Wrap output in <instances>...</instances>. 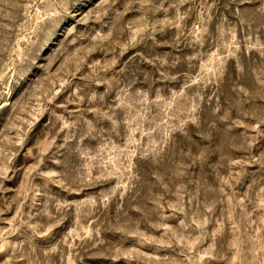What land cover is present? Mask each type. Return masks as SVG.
<instances>
[{
  "label": "rangeland",
  "instance_id": "rangeland-1",
  "mask_svg": "<svg viewBox=\"0 0 264 264\" xmlns=\"http://www.w3.org/2000/svg\"><path fill=\"white\" fill-rule=\"evenodd\" d=\"M0 264H264V0H0Z\"/></svg>",
  "mask_w": 264,
  "mask_h": 264
}]
</instances>
